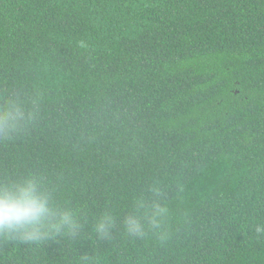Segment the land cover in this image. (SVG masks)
Returning a JSON list of instances; mask_svg holds the SVG:
<instances>
[{
	"label": "trees",
	"instance_id": "16d2710c",
	"mask_svg": "<svg viewBox=\"0 0 264 264\" xmlns=\"http://www.w3.org/2000/svg\"><path fill=\"white\" fill-rule=\"evenodd\" d=\"M43 96L0 139V178L41 177L81 234L0 243V264H264V0H0V102ZM150 184L166 237L90 232Z\"/></svg>",
	"mask_w": 264,
	"mask_h": 264
},
{
	"label": "clouds",
	"instance_id": "9594fccd",
	"mask_svg": "<svg viewBox=\"0 0 264 264\" xmlns=\"http://www.w3.org/2000/svg\"><path fill=\"white\" fill-rule=\"evenodd\" d=\"M42 105L43 96L37 90L5 93L0 102V139H10L34 123ZM86 223L87 217L80 209L55 200L41 177L13 174L0 178V243L39 246L57 235L77 236ZM118 225L124 235L143 238L151 232L163 240L167 235L168 211L162 188L150 184L119 219L112 209L102 210L92 218L89 230L100 239H110ZM255 231L264 233V223H258ZM77 264L94 261L82 255Z\"/></svg>",
	"mask_w": 264,
	"mask_h": 264
}]
</instances>
